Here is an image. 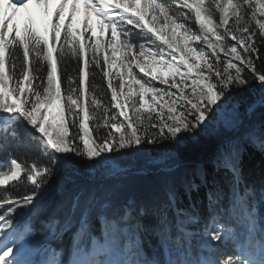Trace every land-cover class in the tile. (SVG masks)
I'll use <instances>...</instances> for the list:
<instances>
[{"label":"snow or ice","instance_id":"1","mask_svg":"<svg viewBox=\"0 0 264 264\" xmlns=\"http://www.w3.org/2000/svg\"><path fill=\"white\" fill-rule=\"evenodd\" d=\"M261 18L264 0H0V264H264V181L248 184L243 169L249 148L264 156V72L253 59L257 38L264 43ZM97 30L111 33L103 45ZM84 33L95 37L89 47ZM61 40L60 56L82 62L78 87L69 77L65 94L54 55ZM18 49L19 74L9 75ZM40 61L46 78L34 74ZM90 65L118 114L89 83ZM153 112L159 123L150 127L175 147L162 144L158 161L121 166L128 153L120 150L158 142L140 132ZM201 137L212 144L211 172L188 163ZM202 187L206 221L191 203ZM150 238L158 245L151 256ZM30 246L39 260L21 258Z\"/></svg>","mask_w":264,"mask_h":264},{"label":"trees","instance_id":"2","mask_svg":"<svg viewBox=\"0 0 264 264\" xmlns=\"http://www.w3.org/2000/svg\"><path fill=\"white\" fill-rule=\"evenodd\" d=\"M208 0H206V3ZM187 12V10H185ZM191 15V13H188ZM260 18V17H258ZM215 19L218 20V11L216 12ZM264 19V18H261ZM194 21V17H193ZM254 23V22H253ZM251 26V25H249ZM131 28L132 26H128ZM198 27V26H196ZM140 30L134 29V33H138ZM143 32H145L143 30ZM131 39L137 42L141 41V37L133 34L131 36ZM161 43V42H159ZM235 43V42H231ZM63 44V41L61 40L56 44L57 51L54 53L55 56L58 58V71L61 75V81H62V94H65L68 89V78L71 77L74 83L72 84V87H78V69L79 67L82 66V62L78 63V58L77 57H70L68 55L61 57L59 53L60 45ZM195 46V45H194ZM202 46V45H201ZM161 47H164L166 49V46L161 45ZM256 47L259 52V57L256 58L253 56L254 63L256 66L257 72H264V43L260 42V38L258 37L256 40ZM242 51V50H241ZM92 53L89 51L86 55L87 59H91ZM221 57L223 58V54H221ZM101 63L103 62V54L101 53ZM16 60H17V68L13 70L12 68V62H13V57H8L7 62H6V70L8 71L9 75L13 74V71L19 74V67L22 65L23 62V50L18 49L16 53ZM30 61H33V64H36L35 57L34 55H30ZM40 64L43 65L42 71L40 73H34L37 75H42L43 77L46 78V71H47V62L46 61H40ZM222 67V66H221ZM138 72L139 70L136 69ZM112 71V78H113V83L119 90V78L116 76L115 70ZM94 74V75H93ZM143 75L142 73H140ZM244 78L248 80L249 86H255L256 82L254 80V77L252 73L248 70H245L244 72ZM150 78V77H149ZM39 81H34V83H38ZM9 86H15V77L10 80ZM89 83L91 85H95V92L98 98L102 99L103 103L105 105H109V101L111 99V92L107 88V80L103 77L102 72L100 71L99 68H96L94 65H90L89 67ZM154 84H156L158 87L165 88L167 87L166 85H160L157 81H153ZM172 91H175V89H172ZM90 95L89 94V100H90ZM244 95H247L249 100L252 99L251 95L248 94L247 89L244 91ZM133 100L137 101L138 97H133ZM84 103V101H82ZM123 103V101H122ZM110 108V113L109 114H118V110ZM102 111V110H101ZM163 112L166 113V108L162 110ZM129 114V113H128ZM152 119L151 120H146L145 125L140 128L141 134L144 133L145 128L148 129V135H152L153 133H156V139L157 143L153 145L149 144H144L143 148L140 146H133V149L129 150H120L121 152H127L128 155L119 157V163L121 166H127L130 168H136L142 166L145 162L146 159H152V160H159V158L162 155L167 154V149L162 147L163 145H169V147H175V145H170L169 141H160L158 132L156 129H153L150 127L151 123H159V120L157 119V115L155 112L152 114ZM69 122L71 121V117L67 118ZM122 119V118H121ZM90 127H95V124L93 122H90ZM21 133H23V128L20 129ZM139 148L140 151H135V149ZM212 144L209 138L201 137V146L194 149L191 151L189 155V164H195V163H204L208 168L209 171L211 172V164H210V159L212 156ZM243 169H244V178L247 181L248 184H255L257 188L260 187L261 182L264 181V156H262L259 152H256L252 149H248V151L245 153L244 156V161H243ZM219 175V174H218ZM144 179H153L152 177L149 178H144ZM181 199L183 201L182 205L183 207H187L189 205V200L186 196L183 195V192L181 190ZM191 203L195 205L196 210L199 212L200 216L202 217L203 220H207L208 217V211H207V198L205 194V189L202 187L199 189L198 192H193L192 193V199ZM224 205L227 206V198H225ZM25 210L22 208H17V212L15 214L16 221L17 220H22L24 218L22 216V213ZM34 227L36 229H39L40 225L39 223H35ZM69 241V235H66L64 237V244L65 246L67 245ZM59 247V245H57ZM158 249V245L156 243L155 238H150V243L145 244V250L148 252V254L151 256L153 252H155Z\"/></svg>","mask_w":264,"mask_h":264},{"label":"rangeland","instance_id":"3","mask_svg":"<svg viewBox=\"0 0 264 264\" xmlns=\"http://www.w3.org/2000/svg\"><path fill=\"white\" fill-rule=\"evenodd\" d=\"M83 11V9L81 8V12ZM118 12V11H117ZM148 19H150V17L148 18ZM163 21L161 20V23H162ZM144 31L145 32H147V30L146 29H144ZM97 36H99V38H100V40H101V43H102V45L104 44V42L107 40V39H110V36H111V33H110V31H108V30H105V32H104V34L103 35H101V33H100V31L99 30H97V34H96ZM149 36L151 35V34H148ZM84 36H85V39H84V43H85V45H86V47H89L90 45H91V43H92V41H94V39H95V37H93L92 38V40L90 41L89 39H87V37H89V36H91V33H84ZM123 38V37H122ZM154 39V38H153ZM157 43H159V42H157ZM162 45V44H161ZM137 48H138V44H137ZM101 53L103 54V48H102V50H101ZM108 54L109 55H111V51L109 50V52H108ZM167 58V57H166ZM134 71L139 75V76H142L136 69H134ZM127 76H125V81L127 82ZM144 79H146V80H149L150 78L149 77H145ZM125 91H127V89H125ZM147 99H149V101H150V97H148ZM132 100H133V98H132ZM129 103H131V101H129ZM136 106H138V100H137V105ZM131 114V109H129V115ZM148 114L146 113L145 114V116H147ZM147 120V119H146ZM145 120V121H146ZM264 210V209H263ZM14 226H16V225H14ZM22 226V225H21ZM5 231H8V230H5ZM3 237H4V232H0V241H2V239H3ZM33 247L34 246H30V247H28V248H26L27 250L29 249V251H33Z\"/></svg>","mask_w":264,"mask_h":264},{"label":"bare ground","instance_id":"4","mask_svg":"<svg viewBox=\"0 0 264 264\" xmlns=\"http://www.w3.org/2000/svg\"><path fill=\"white\" fill-rule=\"evenodd\" d=\"M29 252H30L29 250L25 249L23 251L22 255H21V258L22 259H27V256H28Z\"/></svg>","mask_w":264,"mask_h":264}]
</instances>
